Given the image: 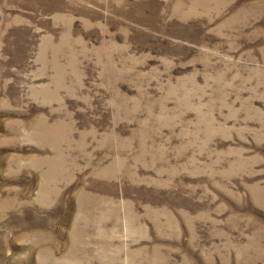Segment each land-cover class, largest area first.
I'll use <instances>...</instances> for the list:
<instances>
[{
	"label": "rangeland",
	"instance_id": "rangeland-1",
	"mask_svg": "<svg viewBox=\"0 0 264 264\" xmlns=\"http://www.w3.org/2000/svg\"><path fill=\"white\" fill-rule=\"evenodd\" d=\"M0 264H264V0H0Z\"/></svg>",
	"mask_w": 264,
	"mask_h": 264
}]
</instances>
